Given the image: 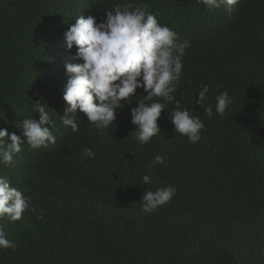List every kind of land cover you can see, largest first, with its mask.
Masks as SVG:
<instances>
[{
  "label": "trees",
  "instance_id": "16d2710c",
  "mask_svg": "<svg viewBox=\"0 0 264 264\" xmlns=\"http://www.w3.org/2000/svg\"><path fill=\"white\" fill-rule=\"evenodd\" d=\"M130 2L147 4L188 43L176 95L204 122L201 140L193 144L174 131L171 103L147 144L130 136L135 101L106 129L79 111V132L65 128L66 65L82 63L66 46V23L78 15L99 23L109 5L0 0V129L26 140L19 123L39 119L31 110L39 100L56 137L46 148L24 143L14 166L0 164V176L27 190L35 208L14 223L0 218L15 244L0 249V264H264V0H238L231 12L197 0ZM201 84L210 89L212 118L196 103ZM223 91L233 103L219 115L215 97ZM84 147L94 159L83 157ZM155 155L164 164H153ZM143 175L150 184H141ZM168 186L176 188L169 203L142 211L147 190Z\"/></svg>",
  "mask_w": 264,
  "mask_h": 264
},
{
  "label": "clouds",
  "instance_id": "9594fccd",
  "mask_svg": "<svg viewBox=\"0 0 264 264\" xmlns=\"http://www.w3.org/2000/svg\"><path fill=\"white\" fill-rule=\"evenodd\" d=\"M109 6L101 22L94 16L78 15L68 19L65 33L66 46L76 48L75 60L82 63H69L66 73L69 77L63 91V100L68 107L60 121L65 128L78 133L80 124L76 122L77 111L86 114L90 124L97 128H108L115 123L117 111L127 103L132 108V124L136 130L130 134L140 144L149 143L160 134L158 120L167 110L169 103L174 104L170 122L174 131L186 136L193 144L201 140L204 122L192 115L187 107L178 100L176 84L182 76L183 59L187 42L182 43L179 31L161 24L147 4L133 5L130 0H103ZM238 0H197L206 9L224 6L228 12L234 11ZM179 26L183 19L174 18ZM173 23V22H172ZM142 89L145 95L137 96ZM209 86L201 84L198 100L202 110L209 118L213 108L207 104ZM233 103L227 91L215 97V110L223 115ZM48 106L39 100L33 101L32 111L39 119L23 118L19 123L22 136L0 129V164L11 167L27 143L32 149L48 147L56 143L51 128L55 121L51 118ZM10 142H5V141ZM84 158H95L91 148L81 149ZM164 157L155 155L153 164H164ZM151 183L149 175L141 177V184ZM27 190H25L26 192ZM13 187L6 176H0V218L16 222L26 211H35L31 197ZM176 195L174 186L160 187L155 191L147 190L140 200L142 211L151 213L169 203ZM42 218L41 216L37 217ZM15 247L3 230H0V249Z\"/></svg>",
  "mask_w": 264,
  "mask_h": 264
}]
</instances>
